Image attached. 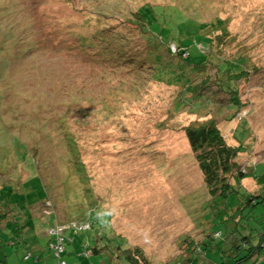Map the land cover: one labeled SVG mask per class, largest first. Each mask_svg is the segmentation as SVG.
<instances>
[{
  "label": "rangeland",
  "instance_id": "374dc122",
  "mask_svg": "<svg viewBox=\"0 0 264 264\" xmlns=\"http://www.w3.org/2000/svg\"><path fill=\"white\" fill-rule=\"evenodd\" d=\"M145 4L177 6L186 11L187 21L208 24L189 28L183 21V28L173 25L169 33H163L152 22L154 37L149 46L160 48L165 60L170 57L167 49L178 50L177 44L188 46L192 57L200 49L216 52L219 59L241 62L237 79L223 82L230 91L223 88L219 59H211V54L195 55L198 62L206 57L212 63L201 73L185 63L181 68L178 55L171 57L179 64L174 67L176 73L183 69L194 78L193 92H184V84L164 67L166 61H156L154 66L116 63L110 58L112 49L103 47L105 40L96 39L97 47L90 54L77 51L71 62L65 49L72 48L79 34L106 37L113 31L111 26L131 23L128 15L135 17ZM114 14L119 18L110 17ZM135 23L134 32L127 34L144 49L145 36H150ZM5 41L0 59L10 61L6 66L10 78L0 81V91L13 86V92L3 104L18 110L16 126L22 120L42 118L48 128L29 123L28 128L20 125L0 137V145L12 148L18 146L14 137L19 138L31 155L22 150L17 159H10L18 171L15 181L22 184L16 192L23 193L22 197L12 195L10 204L15 207L13 219H28L27 245L38 256L24 259L27 249L18 244V233L0 223V264H111L107 259L111 249L90 255L77 246L76 255L66 251L60 259L48 247L51 228L72 220L80 223L88 213L93 218L100 215V222L108 213L109 233L142 250L149 264L176 259L183 250L178 244L183 235L195 242L203 240L206 226L197 224V211L211 196L186 136L187 126L194 122L214 119L227 144L237 149L234 160L247 174L242 186L250 191L264 187V0H0V44ZM127 55L135 61L131 51ZM161 67L165 69L155 73ZM71 78L78 81L72 83L69 94ZM233 96L239 104L230 107ZM65 114L75 133V166L66 137L54 122ZM4 118L8 124L12 121V115ZM7 154L6 149L0 151V156ZM36 166L41 178L26 184L25 193L23 183L28 175L36 176ZM6 167L0 163V180L16 172L9 173ZM228 203L234 205L237 200L232 196ZM98 225L75 234V244L82 236L85 242L90 240ZM66 246L67 250L76 247ZM183 254L187 258L188 253ZM111 261L125 264L116 256Z\"/></svg>",
  "mask_w": 264,
  "mask_h": 264
},
{
  "label": "trees",
  "instance_id": "16d2710c",
  "mask_svg": "<svg viewBox=\"0 0 264 264\" xmlns=\"http://www.w3.org/2000/svg\"><path fill=\"white\" fill-rule=\"evenodd\" d=\"M111 7H115V5H112ZM117 12L120 14V11ZM185 14H187L186 11H183L177 6L145 4L137 9L135 17L134 15H128L126 19H133L132 21H129L131 23L123 24L124 22H122V24H117V27L111 26L109 31H113L108 32L110 34L106 37L101 35L103 33L92 34V36L79 34L78 38L72 40V48L70 50H65L70 54L69 57L71 58V62H74V56L77 55V51H81L84 54H90V51L97 47L96 39L101 41L105 40L103 47L107 51L112 49L113 55H110V58L116 63L130 61V64L138 63V65H140L142 63L149 62L152 63L151 66H154V63H157L158 61H166L163 64L164 67H169L173 71L172 75L175 79H177V82L182 85L184 84V92H193L196 89L193 84L194 78L186 76V72H184L185 74L182 72L183 69H181L179 74L178 72L176 73L174 67L177 65H175L176 62L171 61L173 60L171 57L178 55L179 59L183 61L180 64L181 68L183 66L182 64L185 63L188 67L191 66L194 70L201 73L204 71L203 69L206 66L212 63L210 58L208 59L206 57L198 62L199 59L195 57V55L203 56L205 54H211V59H215L218 58L216 52L215 54H212L213 52L204 53L198 49V51L194 54V57H192L188 46H179L174 44L178 47V50L167 49L170 57L165 60L158 52L160 48L152 49V47L149 46L151 37H154L152 35V32L154 31H152L153 29L149 27L152 22H156L157 26L160 27L163 33H169L173 25L177 26L180 24L183 28V21L188 23L189 28H191V26L192 28L201 26V29L208 25L206 23L198 24L195 20H193L194 22L187 21L184 18ZM110 17L118 19L119 15L117 16V14H114L110 15ZM134 22L144 28L142 34H148L150 36H145L146 45L144 49L138 47L139 44L137 38L130 37V34H127V32H134ZM120 27L124 31H121ZM195 31L198 33L197 29ZM218 38L222 39V36ZM6 41L5 43L0 44V49L5 47ZM100 47H102V43H100ZM117 50L118 53L115 54L114 52ZM126 50L128 53L129 51L132 52V56H135V61L131 60V57L127 55ZM153 51H156V54L152 57L151 53ZM186 53H188V55H186ZM143 55L144 57L142 58ZM67 60L69 61L68 57ZM169 61L171 62L169 63ZM9 62L10 61L7 58L5 60L0 59V81H7L8 78H10L7 77L8 71L6 69V66H9ZM240 63L241 62L239 61L233 62L230 59L226 60L223 57L218 60V63H216L218 65L217 67L221 70L218 74L220 75L219 79L225 90L230 91L228 89L229 86L224 85L223 82L227 81L229 78H231L232 82H234L240 72H242ZM53 67V65L49 67V71L51 73L54 72ZM67 67L69 68V66ZM130 67L132 66L130 65ZM177 68H179V64ZM163 69L165 68H158L155 73L161 72ZM29 71L31 73L32 69L30 68ZM227 71L228 74L225 73ZM222 73H225L224 77H222ZM72 76L74 77V75ZM13 81L14 82L12 83L17 82L15 80ZM74 81H78V79L76 80L71 78V86L69 87V90ZM10 91L13 92V86L8 89V91H0V137L5 133H11V130L18 128L20 125L24 128H28L25 126L29 123H31L32 126H39L38 129H41V127L48 128L47 121H44L42 118H37V122L34 118H31L30 122L29 120H22L21 124L16 126L15 121L17 120L18 115H20L18 110H15L7 103L3 104L4 100H11L12 96ZM68 93L71 94V90L68 91ZM230 99L232 101L230 107L234 105L238 106V98L233 96ZM182 100L184 99L182 98ZM207 101L210 102L209 98ZM14 113H16L15 118ZM5 114L12 115V121L9 124L4 120ZM66 116L67 115L65 114L54 122L59 123L60 128L66 137L67 143L69 144V153L71 154L69 158L72 159L70 162L75 166L77 165V157H75L77 154L75 133L71 129L70 122H68ZM74 122L79 123L78 120H74ZM186 136L189 140L191 149L195 153L197 166L202 173L204 184L211 198L208 199L207 196L204 205L199 211H197V224L203 223L201 227L206 226L205 229L203 228L205 230L204 239L200 242H195L193 240H188L186 235L181 236L178 244L180 249H183L182 252L176 259L169 260L166 264H264V187L260 186V189L257 191H250L242 186L241 181L247 176V174L244 172L245 170L238 168L237 163L234 160L237 149L227 144L214 119H209L203 123H191L186 128ZM13 141L18 144L16 148H12L8 145H0V151L2 149L8 150L7 155L0 156V163L5 165V167L7 166L6 168L10 170L9 173L12 170H16L14 166L10 164V159H17L22 150L27 151V156H31L29 155L26 143L21 142L20 139L16 137H14ZM23 163L27 165L26 158H24ZM32 167H34V165H32ZM17 173L18 171L16 170V172L10 174V178L7 177L6 179L0 180V223L3 224L5 228L11 226L13 232L18 233V244H22L27 249L24 259L29 260L31 256H36V258H38L37 252L32 251V245H27L30 241L28 235L24 233L29 221L28 219H13L11 216V214H14L13 210L15 209L14 205L10 204L12 195H14L13 197L19 195L20 197L23 196V193L16 192L17 189L22 187V184L18 185L15 181V179H17ZM35 173L36 176L28 175V180L23 183L25 193L29 190L27 185L30 181L37 179L40 176L37 166L35 167ZM7 186L10 188H7ZM232 196H234L237 200V203L234 205H230L228 203L230 197ZM91 210L92 208L90 209V212ZM104 216L105 220L103 222H100V215L93 218L92 215L88 213L83 217V221L80 223H87L91 227H94L95 223L99 224L97 229H92L91 238L86 242L82 236L75 244V239L73 237L75 234H81L86 228L81 230L72 229L75 233L72 230H67L64 253L67 251L66 244L74 242L76 247H82V251L90 255L103 254L105 249H111L113 254H107V259L111 262V264L113 256H116L125 264H149V261L142 250L137 247L128 246L125 240L120 237L118 238V236L113 237L114 233H109L112 231L110 217L106 212L103 213V217ZM71 222H74V220ZM48 242V247L51 248L52 240L48 239ZM99 243H102L103 246L99 247ZM112 248L114 249L112 250ZM183 252L188 253L187 258L183 257ZM59 258L61 259V256ZM60 263H62V261H60ZM4 264H7V261L4 262Z\"/></svg>",
  "mask_w": 264,
  "mask_h": 264
},
{
  "label": "built area",
  "instance_id": "2783aa9c",
  "mask_svg": "<svg viewBox=\"0 0 264 264\" xmlns=\"http://www.w3.org/2000/svg\"><path fill=\"white\" fill-rule=\"evenodd\" d=\"M80 224V225H78ZM89 225L76 223L75 221L67 225H59L50 229V232L55 235L54 241L51 243V248L54 250V254L60 257L65 250L66 231L71 229L81 230L87 228ZM71 227V228H70ZM57 239V240H56ZM56 241V242H55Z\"/></svg>",
  "mask_w": 264,
  "mask_h": 264
},
{
  "label": "crops",
  "instance_id": "0c3cea01",
  "mask_svg": "<svg viewBox=\"0 0 264 264\" xmlns=\"http://www.w3.org/2000/svg\"><path fill=\"white\" fill-rule=\"evenodd\" d=\"M71 241H72V240H71ZM72 244L75 245L74 242H72ZM36 250H37V249H36ZM67 252H68L69 254H75V253L77 252V247H73L72 250L68 249Z\"/></svg>",
  "mask_w": 264,
  "mask_h": 264
},
{
  "label": "bare ground",
  "instance_id": "6f19581e",
  "mask_svg": "<svg viewBox=\"0 0 264 264\" xmlns=\"http://www.w3.org/2000/svg\"><path fill=\"white\" fill-rule=\"evenodd\" d=\"M71 228V227H70ZM72 230V229H71ZM73 231V230H72ZM74 233H75V231H73ZM51 235H52V237H53V239H52V241H54V239H55V235L54 234H52L51 233ZM57 240V239H56Z\"/></svg>",
  "mask_w": 264,
  "mask_h": 264
}]
</instances>
